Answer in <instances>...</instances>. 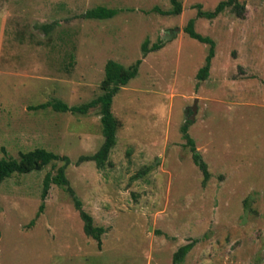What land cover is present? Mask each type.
I'll list each match as a JSON object with an SVG mask.
<instances>
[{"label": "rangeland", "instance_id": "374dc122", "mask_svg": "<svg viewBox=\"0 0 264 264\" xmlns=\"http://www.w3.org/2000/svg\"><path fill=\"white\" fill-rule=\"evenodd\" d=\"M179 1L171 14L170 0H0V158L35 148L67 158L0 182V264H174L186 243L179 264H264V0H236L239 12L212 18L204 13L225 0ZM96 6L116 13L82 17ZM190 19L214 41L204 79L209 45L184 32ZM144 42L162 46L143 55ZM109 59L140 63L112 99L116 143L99 168L81 158L103 142L98 107L28 106L97 97ZM64 163L82 209L105 230L100 244L66 190L51 184L41 198L45 174Z\"/></svg>", "mask_w": 264, "mask_h": 264}, {"label": "trees", "instance_id": "16d2710c", "mask_svg": "<svg viewBox=\"0 0 264 264\" xmlns=\"http://www.w3.org/2000/svg\"><path fill=\"white\" fill-rule=\"evenodd\" d=\"M170 2L172 4V8L167 13H179L181 10L180 1L170 0ZM227 6H232L234 9H236L237 12H239V10L237 9L242 7V5L236 2V0H225L220 2L214 11L204 14L206 15V17L212 18ZM115 13V9L105 6H96L86 10L82 14V17L91 19H105L111 18ZM202 14V12L198 11V15ZM38 27L42 31L48 32L51 28V24H41ZM183 30L190 37L209 45V50L206 55L205 62L198 69L196 75L198 79H204L208 74L211 59L214 56V41L211 38L202 36L200 33L195 31L193 19L188 20ZM161 46L162 43L158 42L152 45L150 48H147V44L146 42H144L142 44V54L145 55L148 51L158 49ZM72 58L73 54L71 53L69 55V59ZM139 63L140 59H137L131 66L124 67L122 64L115 60H107L104 65L103 92L97 97L88 100L85 103L70 106L59 99H55L37 105H29L28 108L31 110H38L50 107L54 111L86 114L91 108L98 107L103 142L95 153L87 156H81V158H85V160H94L97 167L102 168L108 158L110 150L116 143V130L118 128V122L111 111L112 99L118 92L120 87L127 84V82L137 74ZM186 125L187 124H184L181 127V130L184 137L186 138V144L190 146L193 152V161L201 170L203 175V182H205L209 178L207 165L201 158L200 154L195 151L194 142L186 133ZM58 160H64V162H66L67 158L65 156H59L58 154L44 148H35L33 150L21 152L18 158L2 157L0 158V182L14 173H27L29 171L39 169L44 165L54 163ZM64 167L65 163L57 167L54 173L47 172L45 174L43 178L41 198L42 200L45 199L51 184H55L66 190L72 196L74 206L78 210L79 215L83 221V230L85 234L90 236L91 238L96 240L98 244H100L101 235L105 232V230L102 226L94 225L91 215L82 209L81 201L73 194V191L69 186L68 180L64 173ZM43 207L44 204L42 201L38 209V214L43 210ZM191 247L192 243L181 245L173 254V263L179 264L183 260L186 253L191 249Z\"/></svg>", "mask_w": 264, "mask_h": 264}, {"label": "crops", "instance_id": "0c3cea01", "mask_svg": "<svg viewBox=\"0 0 264 264\" xmlns=\"http://www.w3.org/2000/svg\"><path fill=\"white\" fill-rule=\"evenodd\" d=\"M4 23H5L4 18H0V25H3ZM4 29L5 27H0V64H1L2 54H3V49H4V36H5Z\"/></svg>", "mask_w": 264, "mask_h": 264}, {"label": "water", "instance_id": "95a60500", "mask_svg": "<svg viewBox=\"0 0 264 264\" xmlns=\"http://www.w3.org/2000/svg\"><path fill=\"white\" fill-rule=\"evenodd\" d=\"M192 110H193V113H194V111H195V105L193 106Z\"/></svg>", "mask_w": 264, "mask_h": 264}]
</instances>
